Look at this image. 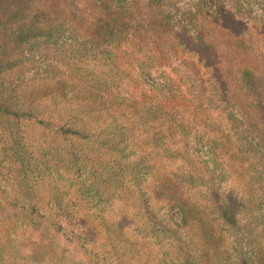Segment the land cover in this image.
Listing matches in <instances>:
<instances>
[{"label":"trees","instance_id":"16d2710c","mask_svg":"<svg viewBox=\"0 0 264 264\" xmlns=\"http://www.w3.org/2000/svg\"><path fill=\"white\" fill-rule=\"evenodd\" d=\"M25 1L0 21V264H264L262 9Z\"/></svg>","mask_w":264,"mask_h":264},{"label":"rangeland","instance_id":"374dc122","mask_svg":"<svg viewBox=\"0 0 264 264\" xmlns=\"http://www.w3.org/2000/svg\"><path fill=\"white\" fill-rule=\"evenodd\" d=\"M227 4H230L231 7L234 8V11L239 10L241 15L247 16L248 9L247 8H254L258 7L262 9L264 12V0H226ZM25 0H0V21H7L9 22V27L13 29L16 27V24L19 25V21L14 18L16 14H18L19 10L26 5ZM34 3H37L34 0ZM41 9V7H38ZM13 20L16 24L11 21ZM15 28L14 30H16ZM38 136L37 138L40 139L42 134L39 132L35 134Z\"/></svg>","mask_w":264,"mask_h":264}]
</instances>
